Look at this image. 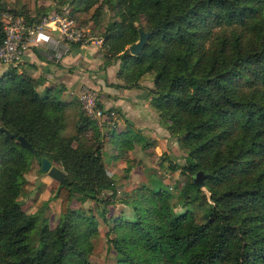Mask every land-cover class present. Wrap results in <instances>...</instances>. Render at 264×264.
<instances>
[{
  "label": "trees",
  "instance_id": "16d2710c",
  "mask_svg": "<svg viewBox=\"0 0 264 264\" xmlns=\"http://www.w3.org/2000/svg\"><path fill=\"white\" fill-rule=\"evenodd\" d=\"M76 1L91 7L95 0ZM108 2L119 19L104 36L107 57L121 60L126 79L155 72L154 107L177 135L185 152L181 171L190 175L182 211L173 208L168 188L152 187L147 203L136 206L137 223L108 229L117 264H264V0ZM133 17L143 18L144 27L134 26ZM139 29L149 38L131 55L126 47L139 39ZM52 90L41 95L26 74L0 78V127L14 134L0 131V264H86L87 237L76 225L72 200L116 196L99 132L94 129L96 146H73L62 134L71 102ZM128 133L113 132V138L126 146ZM36 157L65 173L52 196L60 200L52 229L43 222L36 230L49 200L37 213H26L19 202ZM198 170L207 174L203 189L192 183Z\"/></svg>",
  "mask_w": 264,
  "mask_h": 264
},
{
  "label": "rangeland",
  "instance_id": "374dc122",
  "mask_svg": "<svg viewBox=\"0 0 264 264\" xmlns=\"http://www.w3.org/2000/svg\"><path fill=\"white\" fill-rule=\"evenodd\" d=\"M63 4L70 5L77 21L103 41L100 45L94 43L83 47L98 51V61L89 69L83 67L87 76L85 82H80L64 93H60L56 87L52 90L59 99L71 102L64 114L65 128L62 134L71 140L73 146L91 148L99 142L95 135L96 129L100 136L107 176L116 188L113 199H109L107 195L101 196L98 203L89 199H74L71 207L78 212L76 225L79 231L87 237L84 255L86 264H117L116 251L108 240V229L121 221L137 223L139 214L136 206L142 207L147 203L152 187L162 185L168 188L173 208L178 212L182 211L181 191L190 175L181 171L185 152L176 142L177 135L170 134L169 120L162 117L154 107L155 72L148 71L139 77L132 74L126 79L121 75V60L118 57H107L109 52L104 36L108 25L119 19L116 8L108 0H95L91 7L79 4L76 0H0V17L8 12L25 19L37 20L52 11L55 5ZM132 21L134 26L140 28L145 25L143 18L133 17ZM105 62L110 64L104 65ZM78 80L81 81L80 78ZM42 85L36 81V88L41 95L46 92ZM114 86L128 90L127 94L134 93L132 98L137 106H133V112H127L130 117L140 121L132 122L125 116L124 108L114 102L116 94L111 92ZM83 87L95 93L96 105L104 112L100 128L97 120L90 118L82 109L77 93ZM112 124L115 128H112ZM127 130L130 136L126 146L118 145L113 132L115 134ZM53 165L59 167L56 163ZM39 167L36 160L30 159L29 169L25 172L27 183L19 202L26 213H37L44 202L49 200L43 213L38 215L36 230L43 222L52 229L60 217V200L52 199L58 182L47 173L39 172ZM196 213L200 216L201 211L197 210ZM141 217L146 218L147 213H143Z\"/></svg>",
  "mask_w": 264,
  "mask_h": 264
},
{
  "label": "built area",
  "instance_id": "2783aa9c",
  "mask_svg": "<svg viewBox=\"0 0 264 264\" xmlns=\"http://www.w3.org/2000/svg\"><path fill=\"white\" fill-rule=\"evenodd\" d=\"M0 21L3 29V37L0 38V63L12 69L23 63L32 47L52 45L56 48L60 44L86 47L94 43L100 45L103 41L77 21L68 4L55 5L52 11L37 20L29 21L7 12L0 17ZM77 96L82 109L90 118L97 120L100 128L105 115L96 105L95 93L83 87ZM112 128H115L114 124Z\"/></svg>",
  "mask_w": 264,
  "mask_h": 264
},
{
  "label": "crops",
  "instance_id": "0c3cea01",
  "mask_svg": "<svg viewBox=\"0 0 264 264\" xmlns=\"http://www.w3.org/2000/svg\"><path fill=\"white\" fill-rule=\"evenodd\" d=\"M97 53L98 51L93 48H80L66 44H60L56 48L52 45L32 47L18 68H8L0 63V78L9 72L26 74L42 83L45 90L53 86V88H62L61 93H64L69 88H75L80 82H85L87 76L83 72V67L91 68L94 62L98 61ZM36 90L39 93V89L36 88ZM111 92L116 94L113 100L124 108L125 116L132 122L140 121V119L130 117L127 112V110L132 111L133 106H137L132 98L134 93H131V96L127 94L128 90L118 86L112 87Z\"/></svg>",
  "mask_w": 264,
  "mask_h": 264
},
{
  "label": "water",
  "instance_id": "95a60500",
  "mask_svg": "<svg viewBox=\"0 0 264 264\" xmlns=\"http://www.w3.org/2000/svg\"><path fill=\"white\" fill-rule=\"evenodd\" d=\"M148 38H149V32L139 29L138 41L131 44L128 47L130 54L131 55L139 54L142 51L144 45L147 43ZM0 131L3 132L7 137L14 138V134L10 133L4 127H0ZM16 141L20 144L22 148H25L29 150L30 152H32L33 154H35L33 147L23 136H18L16 138ZM36 158H37V161H39L41 170L43 172L47 173L50 177H52L53 179L57 181H61L64 179L65 173L61 171L60 169H58L57 167L53 166L47 158H40V159L38 157ZM206 177H207L206 173H204L202 170H198L192 175V183L197 188L203 189L205 185L204 180Z\"/></svg>",
  "mask_w": 264,
  "mask_h": 264
}]
</instances>
